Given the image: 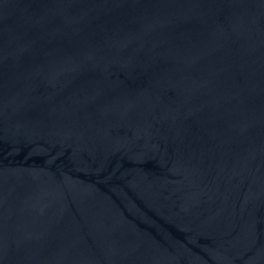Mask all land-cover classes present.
Masks as SVG:
<instances>
[{
	"label": "water",
	"instance_id": "95a60500",
	"mask_svg": "<svg viewBox=\"0 0 264 264\" xmlns=\"http://www.w3.org/2000/svg\"><path fill=\"white\" fill-rule=\"evenodd\" d=\"M0 264H264V0H0Z\"/></svg>",
	"mask_w": 264,
	"mask_h": 264
}]
</instances>
